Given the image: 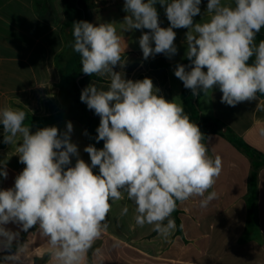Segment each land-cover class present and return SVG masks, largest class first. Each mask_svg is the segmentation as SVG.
<instances>
[{"label": "clouds", "instance_id": "obj_1", "mask_svg": "<svg viewBox=\"0 0 264 264\" xmlns=\"http://www.w3.org/2000/svg\"><path fill=\"white\" fill-rule=\"evenodd\" d=\"M157 3L164 7L168 27L160 26ZM201 3L124 0L122 31L141 30L138 43L147 60L157 54L175 56L174 29H187L183 43L189 63H178L174 75L194 97L219 89L220 102L235 107L264 96V40L256 43L264 28V0H207L208 20L194 22ZM71 31L70 46L80 56L82 73L109 78L107 90L91 83L80 95L100 118L95 140L103 141V147L89 144L83 149L89 164L71 141L70 121L64 132L47 126L33 133L24 123L25 111L0 108L3 143L15 145L19 163L25 165L12 187L0 189V252L8 253L0 264L18 261L20 232L8 224L23 232L38 228L54 264H85L88 251L107 228L113 204L125 195L135 205L136 224L151 225L164 238L176 228L171 217L177 202L200 197L204 208L217 198L210 189L222 171V160L209 155L205 135L183 105L158 95L150 78L126 79L114 70L125 51L114 22L76 21ZM260 134L264 136V128ZM6 164L0 162V177L5 179ZM127 212L125 206L122 215ZM13 242L18 245L15 253Z\"/></svg>", "mask_w": 264, "mask_h": 264}, {"label": "crops", "instance_id": "obj_2", "mask_svg": "<svg viewBox=\"0 0 264 264\" xmlns=\"http://www.w3.org/2000/svg\"><path fill=\"white\" fill-rule=\"evenodd\" d=\"M112 1L106 6L100 0H93L90 23H105L110 15L121 12L120 4L124 0ZM223 2L232 3V0ZM206 6L207 0H202L201 15L194 17V22L208 20ZM155 7L160 26L168 27L164 7L159 3ZM67 25L62 0H0V108L10 106L25 111L24 123L33 133L47 126H56L64 132L70 121L73 124L71 141L78 145L80 158L84 159L86 152L83 149L87 145L93 144L99 149L103 143L94 142L84 126L68 115V101L65 109L60 96L63 85L58 60L67 50H72L66 39ZM174 31L178 53L172 58L157 54L144 60L139 47L122 53L121 66L114 70L124 73L126 79L150 78L159 89L158 95L183 105V83L175 77L174 68L185 60L183 42L187 29ZM136 32L140 37L141 30ZM159 58H164L170 66L152 68L151 63ZM101 78L105 81L92 79L89 84L107 90L109 78ZM221 96L219 89H214L200 99L202 112L218 121L221 131L222 127L227 129L226 133L222 131L226 136L213 133L204 142L209 155L219 156L222 160V171L210 189L217 193V198L204 208L200 206V197L179 202L182 233H178L176 225L171 235L164 238L153 231V226L136 224L135 205L125 195L113 204L107 217V228L88 251L85 264H248V250L264 247V136L260 134V129L264 128V96L258 94L255 101L235 107L221 103ZM232 140L246 143L261 155L238 147ZM2 142L3 127L0 125V144ZM75 159L72 158L73 165ZM12 160L19 162L15 145L5 144L0 148V162L7 161L8 176L6 179L0 177V189L12 187L15 179L11 176L19 174L11 166ZM88 160L90 164L89 157ZM257 163H262V167L252 185ZM93 171L98 174V168ZM125 206L128 212L122 215ZM37 233L32 232L31 253L20 257L21 261L24 264H54L51 258L42 259L41 255L35 254L43 250L42 244L40 247L33 244ZM47 249L49 251L48 244Z\"/></svg>", "mask_w": 264, "mask_h": 264}, {"label": "trees", "instance_id": "obj_3", "mask_svg": "<svg viewBox=\"0 0 264 264\" xmlns=\"http://www.w3.org/2000/svg\"><path fill=\"white\" fill-rule=\"evenodd\" d=\"M62 2H63L66 15L68 18V25L72 26L73 22H76V21L91 22V16L89 14L90 13L89 11L92 7L93 0H62ZM260 40H264V28H262L261 32L257 34L256 43L258 44ZM123 57H124V54H122V58ZM182 63L187 65L189 61L185 59ZM169 66H170V63H168L164 58L156 59L151 63V67L154 69L165 68ZM81 70H82V66L80 63V56L77 53L76 58L74 60L73 68L71 69L70 81H69L70 87L68 88L71 103L74 104L75 106V112H74L75 115L71 117L81 122L84 128L92 136V140L96 142L95 140V136L97 135L96 129L99 126L100 118L99 116L95 115L92 110H89L85 103L81 102L80 95H81V91L89 85L90 80L92 79L97 80V81H105V80L97 75H93V76L85 75L82 73ZM202 96L203 94H201L198 97L192 96L191 91L189 89H186L182 84L181 99H182L185 113L190 116V119L193 122L197 123L201 132L205 135V140L203 142H205L208 136L213 133H220L226 136L227 134H223V132L219 129L218 127L219 122L211 120L202 112L201 107H200V99ZM260 97H263V96L260 95ZM228 132H230V130H228ZM232 142L238 145V147L240 148H244V149L252 151L253 153L257 155H261L259 152H257L256 150H254L253 148H251L249 145H247L244 142L235 143L233 140ZM99 143H103V141H100ZM4 146L5 144L2 142L0 144V148ZM88 157L89 155L86 153L84 156V160L87 163H89ZM261 167H262V163L260 164L257 163L254 166V172L251 178L252 185L256 183L257 171ZM178 203L179 202H177V206H178ZM179 213L180 212L178 208H176V210L172 213L171 218L174 219L178 227V233L181 234L182 233V223L179 218ZM14 246L15 244H13L12 249Z\"/></svg>", "mask_w": 264, "mask_h": 264}, {"label": "rangeland", "instance_id": "obj_4", "mask_svg": "<svg viewBox=\"0 0 264 264\" xmlns=\"http://www.w3.org/2000/svg\"><path fill=\"white\" fill-rule=\"evenodd\" d=\"M101 3L103 5L108 6V4H112V0H100ZM121 1V0H120ZM123 5L124 2H121L120 6H121V12L117 13V14H113L110 15L108 18L105 19V22H114V25L117 29V34L121 37V47L122 49H125V51H123L122 53L129 51L131 49H138L139 48V43H138V39H139V35L137 34L136 30L131 31V32H124L122 31V26L120 23L123 22V19L126 15V13L123 11ZM68 20V18H67ZM72 26L67 25L65 28V34L67 35V40L68 42H70V44L73 42V36H72V31H71ZM77 53H75L72 50H67L66 53L62 56V58L60 60H58V63L60 65V72H61V82L63 85V88L61 89L62 91L60 92V96L62 95V100H64V104H65V109L68 107L69 104V110H68V115L69 116H74L75 115V106L74 104L71 103L70 100V95H69V91L68 88L70 87L69 81H70V74H71V69L73 67V61L76 58ZM70 66V67H69ZM117 66L116 69H118ZM107 77V76H104ZM108 78V77H107ZM81 123V122H80ZM82 124V123H81ZM88 132V131H87ZM89 133V132H88ZM11 166L15 169H17V172H20L23 170V168L25 167V165L17 162V160H12L11 162ZM12 179H15V177L11 176ZM6 189L9 188L8 186L5 187ZM6 227L12 231H19L20 232V236H19V251L17 252V256L18 257V261L17 264H24L25 262L21 261L22 258L25 255H29L31 253V247L33 245H31L30 242V236L32 234V232L37 233L40 230L38 228H33L30 229L28 232H23L20 231L19 227L17 225L14 224H8L6 225ZM34 241L33 244L39 245L42 244V248L43 250H39L38 252H36V255H41L42 259H47V258H51L49 255V251H47V238H45L41 232L37 233L34 235ZM13 244H15V246L12 249V253H15L17 251V242H13ZM8 253H4V252H0V257H2L3 255H6ZM252 254V255H250ZM122 255V254H121ZM120 257V256H119ZM121 259H123V256L121 257ZM248 264H264V247L260 250H248V260H247ZM26 264H30L29 262ZM39 264V263H37Z\"/></svg>", "mask_w": 264, "mask_h": 264}, {"label": "water", "instance_id": "obj_5", "mask_svg": "<svg viewBox=\"0 0 264 264\" xmlns=\"http://www.w3.org/2000/svg\"><path fill=\"white\" fill-rule=\"evenodd\" d=\"M222 131H223L224 133H226V132H227V129H226L225 127H222Z\"/></svg>", "mask_w": 264, "mask_h": 264}]
</instances>
